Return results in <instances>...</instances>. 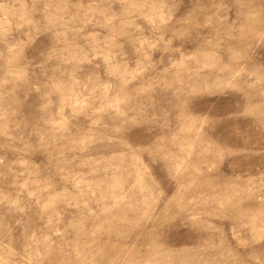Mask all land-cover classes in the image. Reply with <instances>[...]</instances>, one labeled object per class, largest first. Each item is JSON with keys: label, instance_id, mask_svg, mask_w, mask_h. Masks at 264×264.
Returning <instances> with one entry per match:
<instances>
[{"label": "rangeland", "instance_id": "374dc122", "mask_svg": "<svg viewBox=\"0 0 264 264\" xmlns=\"http://www.w3.org/2000/svg\"><path fill=\"white\" fill-rule=\"evenodd\" d=\"M0 264H264V0H0Z\"/></svg>", "mask_w": 264, "mask_h": 264}]
</instances>
